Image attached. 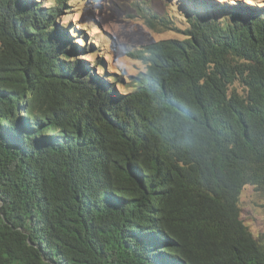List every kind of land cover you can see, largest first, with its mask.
Wrapping results in <instances>:
<instances>
[{
  "label": "trees",
  "instance_id": "16d2710c",
  "mask_svg": "<svg viewBox=\"0 0 264 264\" xmlns=\"http://www.w3.org/2000/svg\"><path fill=\"white\" fill-rule=\"evenodd\" d=\"M52 1L0 0V264H264L238 206L264 189V8L164 0L184 37L129 53L145 71L119 94Z\"/></svg>",
  "mask_w": 264,
  "mask_h": 264
},
{
  "label": "rangeland",
  "instance_id": "374dc122",
  "mask_svg": "<svg viewBox=\"0 0 264 264\" xmlns=\"http://www.w3.org/2000/svg\"><path fill=\"white\" fill-rule=\"evenodd\" d=\"M49 8L52 0H32ZM135 0H65V9L56 18L57 28L65 30L71 58L119 94L133 90V82L145 71L140 59L129 56L142 47L167 39H182L185 22L173 5L164 0H148L158 14L174 18L178 30L150 29L137 17ZM210 1V0H209ZM217 6L262 9L264 0H211ZM175 10V11H173ZM93 47H90V45ZM78 47H87L80 52ZM98 78H93V77ZM123 86H131L129 89ZM116 95V94H115ZM239 218L255 240L264 234V189L246 185L239 195Z\"/></svg>",
  "mask_w": 264,
  "mask_h": 264
}]
</instances>
